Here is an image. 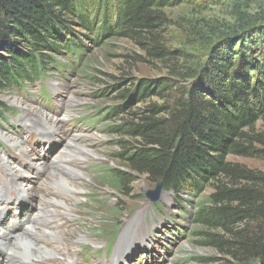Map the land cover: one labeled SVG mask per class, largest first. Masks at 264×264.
<instances>
[{
  "label": "trees",
  "instance_id": "trees-1",
  "mask_svg": "<svg viewBox=\"0 0 264 264\" xmlns=\"http://www.w3.org/2000/svg\"><path fill=\"white\" fill-rule=\"evenodd\" d=\"M188 1L0 0V96L25 93L48 78L51 65L62 70L51 54L66 56L75 70L81 65L89 77L94 69L80 64L85 49L70 37L73 26L92 33L90 40L103 48L117 41L138 47L166 76H110L121 105L103 113L116 120L107 131L115 138L116 166L102 175L105 186L125 198L144 177L164 192L198 196L192 243L219 259L191 260L264 264V171L230 161H264V134L257 130L264 125V0L238 1L244 8L233 3V23L196 34L190 53L170 50L164 32H173L171 27L177 32L180 25L166 11ZM250 3H258L255 12L242 11L250 10ZM152 99L159 103H147ZM137 104L145 106L133 110ZM9 112L14 114L0 102V118ZM119 210L112 208L111 217ZM116 228L105 233L109 242Z\"/></svg>",
  "mask_w": 264,
  "mask_h": 264
},
{
  "label": "rangeland",
  "instance_id": "rangeland-1",
  "mask_svg": "<svg viewBox=\"0 0 264 264\" xmlns=\"http://www.w3.org/2000/svg\"><path fill=\"white\" fill-rule=\"evenodd\" d=\"M189 1L166 11L167 15L180 25L177 32L175 27L170 28L173 32H164L166 47L170 50L179 49L190 53L188 45L198 43L199 40L196 34L206 35L209 30L233 23V3L244 8L238 1L248 2L213 0L201 5L202 0H191L192 3ZM257 4L252 3L250 10L242 11L253 13ZM71 30L70 37L78 38L85 49L80 64L90 63L94 69L89 73V77L80 71L81 65L77 71L66 56L51 54L53 60L63 67L62 70H56L51 65L47 68L48 78L33 83L25 93L13 91L0 96L3 106L14 112L0 118V191L3 200L11 203L9 209H5L4 216L0 211V227L8 233H18L22 229V222L33 226L38 224L42 231L32 240L44 246H47L46 241H54L51 236L53 233H56V236L64 233L66 240L61 241L62 237L58 239L61 243L58 246L60 252L55 259H44L39 264H60L67 258L68 264H101V255L97 254V251L110 241L106 234L112 233L116 224L114 231L117 233L116 242L119 248L113 247L108 264H111L113 256V262L117 259V264H197L191 258L219 259L214 251L196 248L192 243L193 225L190 221L194 207L199 201L198 196L174 195L162 191L158 202L150 204L145 194L154 190L156 185L146 178L139 177L131 185V195L125 198L105 186L102 180L106 168L116 166L111 155L115 150V138L107 132L108 127L113 126L116 120L103 117V113L109 108L121 105L117 100L119 88L112 87L117 84L114 79H155L166 76V70L131 43L117 41L103 48L90 40L92 33L82 31L77 26H73ZM81 35H86V38ZM109 87L111 89L106 93ZM149 102L159 103L156 99L147 101ZM144 106L145 104H137L132 108L137 110ZM24 108H31L57 120L60 129L54 132L46 124L32 122L28 118L30 112ZM257 130L264 134V125H259ZM17 141L21 146L14 148L11 143ZM67 143L83 148L88 155L73 158L74 163L53 161ZM37 161L46 164L50 169H55L54 165L63 163L62 166L77 169L81 176H84L85 179L79 181L71 178L77 192L71 194L70 200L57 189L53 192H50V189L41 192L49 200L64 199L68 205V209H64L66 211L53 205V202H45L42 205L38 198L29 199L25 194L15 192L14 183L21 179L33 187H37L42 181L45 175L32 168L33 166L30 167L32 162ZM230 161L253 170L264 171V161L239 158H231ZM10 165L20 169L18 179L8 172ZM26 173H29V178L24 176ZM116 205L121 211H118L117 218H113L112 208ZM42 207L50 214L46 218L47 222L43 223L40 222L42 219L38 218L39 212L43 211ZM2 208L0 205V210ZM4 253L9 251L0 249V264L9 263L5 260ZM19 261L22 262L21 259ZM211 264L225 263L218 261Z\"/></svg>",
  "mask_w": 264,
  "mask_h": 264
},
{
  "label": "bare ground",
  "instance_id": "bare-ground-1",
  "mask_svg": "<svg viewBox=\"0 0 264 264\" xmlns=\"http://www.w3.org/2000/svg\"><path fill=\"white\" fill-rule=\"evenodd\" d=\"M24 109L27 110L28 112H30L29 116L28 115L27 116L32 122H36V124L37 123L38 124H46L47 127L50 130H53L54 132H57L60 129V126L57 124V120H55L51 117H48V116L44 115L43 113H40L39 111L33 110L31 108H24ZM11 145L14 148H18L21 146L20 142H18V141L12 142ZM24 152H25V150H24ZM82 155L87 156L88 153L81 147H77L76 145H72L70 143H67L65 145V147H63L61 149L60 154L57 155L56 159H53V161H55V162L70 161L71 163H74L72 161L73 158L79 157V156L83 157ZM62 164L60 163L58 165H54L55 169H50V168H48V166L46 164H44L42 162H39V161L32 162L30 164L31 165L30 167L33 166L32 168L36 169L39 172L41 171L45 175L44 178L41 179L42 181L40 183H38L37 187H33L27 181H24L21 179L19 182L17 181L16 183H14L15 184V192L20 193L22 195L25 194L26 198H29V199L38 198L39 201L42 203V205H44L45 202H53V205L59 206L63 210L64 209L67 210L68 205L66 204V201L64 199L49 200L46 198L47 196H44L41 194V192L44 191L45 189H47V190L50 189V192H53L54 189H57L61 193V195L66 196V198L70 200L72 197L71 194L77 192V189L75 187V183L72 182L73 180L71 178H73L75 181H79V180L85 179L84 176H81L80 172L77 169H73V168L70 169L67 166H62ZM14 166L10 165L9 168L7 167L8 172L14 178L18 179L20 177L19 171H18L19 168L14 167ZM24 176L27 178L30 177L29 173H26ZM38 191H40V192H38ZM49 205H52V204H49ZM42 208H43V211L39 212V215H38V218L42 219L40 221L41 223L47 222L46 218L48 217V214H49V212H47L46 209H44V207H42ZM66 210H64V211H66ZM1 216H2V214H0V218H1ZM48 219H50V218H48ZM37 222H39V221H37ZM0 226H1V222H0ZM20 226L22 227V229L18 233H8L7 231H5L4 229H2L0 227V249L1 250H7V251H9V253H13L15 256L19 257L22 260V262H29L27 264H39L40 262H43L44 259H52V257H56L58 255V253L60 252L58 246L61 244L60 241H58V239L60 237H62V238H60L61 241L65 242V240H66V238L63 235L64 233H62L61 236L60 235L56 236V233H53L51 236L54 237V241H50V240L46 241L47 246H44V245L39 244L36 241L32 240V238L36 234H39L42 231V229H39L38 224L33 226V224L29 223L28 225L27 224L25 225L22 222V224ZM44 230L45 229L43 228V231ZM69 232H71V231H69ZM59 234H61V233H59ZM43 236H44V234H43ZM68 260H69V258L64 259L60 264H68Z\"/></svg>",
  "mask_w": 264,
  "mask_h": 264
},
{
  "label": "water",
  "instance_id": "water-1",
  "mask_svg": "<svg viewBox=\"0 0 264 264\" xmlns=\"http://www.w3.org/2000/svg\"><path fill=\"white\" fill-rule=\"evenodd\" d=\"M161 192H162V185L158 183L154 190L148 191L145 194V197L150 202V204H155L158 202Z\"/></svg>",
  "mask_w": 264,
  "mask_h": 264
}]
</instances>
